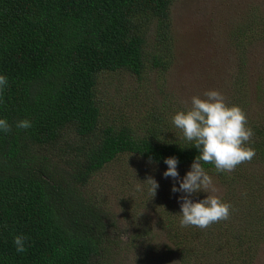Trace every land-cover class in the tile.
I'll return each mask as SVG.
<instances>
[{
    "label": "trees",
    "instance_id": "1",
    "mask_svg": "<svg viewBox=\"0 0 264 264\" xmlns=\"http://www.w3.org/2000/svg\"><path fill=\"white\" fill-rule=\"evenodd\" d=\"M173 2L0 0V74L8 78L0 118L12 125L0 133V264H113L123 239L107 211L84 195L91 178L131 158L164 172V159L176 157L180 176L190 168L198 153L180 131L168 136L157 127L107 122L97 94L103 74L123 71L141 79L147 71L169 69ZM255 25L262 26V18L251 17L236 33L241 70L251 37L262 39ZM21 120L32 126L17 128ZM262 120L247 122L253 135L245 147L255 151L250 161L220 173L203 163L224 189L220 200L231 206L228 219L198 232L162 218L173 248L165 245L155 255L149 242L137 243L145 235L123 244L140 246L144 264H168L173 256L177 264H206L208 256L214 264H254L264 245V177L260 184L247 164L264 165ZM129 176L122 174L124 183ZM238 218L242 224L230 222ZM21 233L28 238L26 251L17 253L13 238ZM223 241L229 245L225 255Z\"/></svg>",
    "mask_w": 264,
    "mask_h": 264
},
{
    "label": "rangeland",
    "instance_id": "2",
    "mask_svg": "<svg viewBox=\"0 0 264 264\" xmlns=\"http://www.w3.org/2000/svg\"><path fill=\"white\" fill-rule=\"evenodd\" d=\"M170 14L175 47L171 66L164 73L155 69L147 71L141 79L123 71L101 75L97 94L105 107L103 118L107 122H125L141 130L157 127L159 131L167 130L168 136H176V131L180 130L173 126L171 116L190 108L192 96L204 98L205 91L218 90L227 105H237L244 111L248 123L263 122L264 0H174ZM251 17L258 21L262 18V26L255 25L256 32L262 31V39L251 37L244 49L246 62L241 70L236 33ZM238 72L242 75L236 78ZM161 114L165 123L159 127L157 119ZM247 166L257 172L254 177L262 184L264 165L254 163ZM124 172H130L129 184L124 183ZM208 175L216 189L209 194L222 198V185L214 175ZM152 176L159 185L154 196L150 188L147 189L150 185L147 180L153 179ZM91 179L83 189L84 195L96 209L100 211L101 206L107 211L115 224L113 232L125 236L123 243L137 234L145 235L137 243L149 242L154 255L165 245L172 247L162 230L164 225L160 227V220L169 219L176 228H182L176 214L180 212L179 198L184 193L171 191L176 181L165 178L162 169L156 170L140 159H123L99 171ZM241 189L237 191L246 192V189ZM206 195L196 193L191 199L198 202ZM230 199L236 198L232 196ZM230 222L243 223L239 218ZM195 230L199 232L201 228ZM123 243L119 242L123 249L116 254L113 264H144L140 246L136 249ZM222 243L221 251L225 255L229 245L225 241ZM260 252L254 264H264V245ZM209 257L205 259L206 264H214ZM165 263L177 264V260L173 256Z\"/></svg>",
    "mask_w": 264,
    "mask_h": 264
},
{
    "label": "clouds",
    "instance_id": "3",
    "mask_svg": "<svg viewBox=\"0 0 264 264\" xmlns=\"http://www.w3.org/2000/svg\"><path fill=\"white\" fill-rule=\"evenodd\" d=\"M7 84V76L0 74V92ZM203 97L192 96L190 108L178 111L171 117V122L180 130L181 137L191 142L192 148L198 153L190 165V170L181 178L177 170L179 160L176 157H168L163 161L167 166L163 176L176 181L171 191L184 193L179 198L180 212L176 214L182 228H207L210 224L228 219L230 215L231 206L222 202L218 196L209 194L216 189L203 163H211L220 173L234 170L237 165L250 161L255 155L254 149L245 147L253 135V130L247 124L244 111L237 105H227L218 90H207ZM31 126L29 120L16 123V127L21 129ZM11 129L12 125L8 120L0 118V133H8ZM147 181H150L149 187L154 196L159 185L154 179ZM200 192L207 195L194 202L191 197ZM122 238L125 236L122 235ZM27 239L22 233L14 236L13 244L17 253L26 251Z\"/></svg>",
    "mask_w": 264,
    "mask_h": 264
},
{
    "label": "bare ground",
    "instance_id": "4",
    "mask_svg": "<svg viewBox=\"0 0 264 264\" xmlns=\"http://www.w3.org/2000/svg\"><path fill=\"white\" fill-rule=\"evenodd\" d=\"M253 201V200H252Z\"/></svg>",
    "mask_w": 264,
    "mask_h": 264
}]
</instances>
